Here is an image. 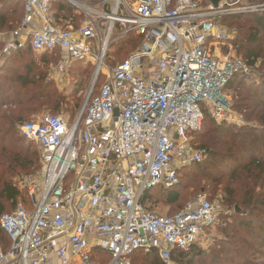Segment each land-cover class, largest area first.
I'll list each match as a JSON object with an SVG mask.
<instances>
[{
	"label": "built area",
	"instance_id": "built-area-1",
	"mask_svg": "<svg viewBox=\"0 0 264 264\" xmlns=\"http://www.w3.org/2000/svg\"><path fill=\"white\" fill-rule=\"evenodd\" d=\"M21 1L24 19L2 55L28 42L39 55L60 51L68 56L62 72L72 62L91 64L96 84L72 124L63 115H45L20 127L41 152L42 182L30 184L28 202L1 217L11 245L0 247V264H132L138 251H157L169 263L176 250L211 247L220 211L207 194L173 216L150 210L143 198L179 186L182 170L207 158L194 144L203 106L217 123L231 121L224 88L235 77L250 80L253 70L232 55L237 32L223 22L264 14V4L64 0L85 15L77 27L57 21L56 0ZM133 33L143 44L111 71L108 50ZM100 77L105 82L94 97Z\"/></svg>",
	"mask_w": 264,
	"mask_h": 264
},
{
	"label": "trees",
	"instance_id": "trees-1",
	"mask_svg": "<svg viewBox=\"0 0 264 264\" xmlns=\"http://www.w3.org/2000/svg\"><path fill=\"white\" fill-rule=\"evenodd\" d=\"M194 1L207 3L210 0ZM255 1L264 4V0ZM74 9L64 0L53 6L57 21L71 20L79 27L83 20L75 15ZM24 16L21 0H4L0 3V31L13 33ZM243 20L244 24L237 25ZM224 24L239 32L234 41L238 52L241 45L255 46L254 49L247 48L242 58L253 73L258 66L264 68V36H261L264 34V14L230 17ZM143 41L144 37L135 33L123 37L113 46L114 55L136 52ZM5 45L6 42L1 40L0 56ZM36 55L28 42L24 48L0 60L3 61L0 66V219L13 212L22 199L18 181L33 177L41 170V152L33 142L21 136L20 127L36 122L46 112L53 116L66 113L73 123L80 113V94L85 91L81 81L71 93L59 92L38 67ZM63 57L62 52L55 51L42 54L40 59L41 63L50 65L60 62ZM73 64L94 69L91 64ZM104 82L105 78L100 77L94 97ZM226 91L232 93L234 110L249 126L220 125L203 106V128L194 133V140L197 148L207 151V158L183 169L179 186L169 190L156 188L145 193L143 198V204L150 210L156 211L157 206H163L168 209L167 216H173L189 201L205 193L207 188L202 183L208 182L215 186L209 199H217L223 206L233 209L231 215L223 213L220 223L219 229L225 240L212 251L213 246L206 251L200 244L193 245L188 251H174L172 260L178 264H264V81L252 85L248 80L235 77L224 88ZM184 180L186 185H183ZM193 192L199 193L193 195ZM10 245L11 240L0 225V247L8 251ZM96 254L106 263L110 260L107 253ZM130 259L132 264H168L157 251H138Z\"/></svg>",
	"mask_w": 264,
	"mask_h": 264
},
{
	"label": "rangeland",
	"instance_id": "rangeland-1",
	"mask_svg": "<svg viewBox=\"0 0 264 264\" xmlns=\"http://www.w3.org/2000/svg\"><path fill=\"white\" fill-rule=\"evenodd\" d=\"M3 1L4 0H0V3L3 2ZM81 1H87V0H81ZM58 2H60V0H56L55 3H58ZM74 13H75V15L81 17V20L85 21V15L83 13H79L76 8L74 9ZM244 23H245V20H243L242 22H238L237 25L244 24ZM223 26L228 31H236L237 32V30H235V28H231V26L229 27L227 24H224V22H223ZM231 33H233V32H231ZM238 33L239 32H237V36H235V38L236 37L238 38ZM261 36H264V34H262ZM10 37H11V33H7L5 31L4 32L3 31H0V41L1 40L2 41H6L7 40V42H8L9 39H10ZM115 41L117 42L118 40H115ZM115 41L112 44V46L110 47V49L108 50L107 55H106V59H105V62L108 65V67H109V69L111 71L118 64H120L124 60L128 59L130 57V55L135 52L134 51L131 54H129V52H124L123 54H121V55H119V56L116 57L114 55V49H112L113 46L116 43ZM241 47L242 48H241V50L239 52H238L237 47H234V52L232 54L233 56H235V57H237L239 59H242L245 56V54L247 52V48H249V49L250 48H252V49L255 48V46H251V45H249V46L248 45H241ZM137 49H139V48H137ZM226 54H227L226 51H224V52L222 51V55L223 56H226ZM41 56L42 55H39V54L36 55V61L38 63V67L43 71V73H45L46 79H48L49 82L53 83L54 86L56 87V89L59 92H62L64 94L65 93H67V94L68 93H71V91L76 87V85H77L78 82H81L82 81L84 83V89H85V91L80 94V99H81L80 104L81 105H80V109L79 110H81L82 107H83V105H84V103H85V100H86V98H87V96H88V94H89V92L91 90V87L93 85V81H94V78H95V67L93 66L94 69H91L90 68V70H87L86 67L82 68L81 67L82 65H80V66H79V64H77V65L75 64L74 65L73 62H72V63L69 64L68 68L66 70L64 68V72H62L59 69V67L61 65V62L63 60H65L64 57L58 63L55 62V63H51L50 65H47L45 63H41V59H40ZM2 64H3V61H0V66ZM85 72H87V73L85 74ZM263 81H264V68L261 69L260 66H258V69H255L254 70V73H253L252 77L250 78V80H248V82L252 83V85H260ZM244 83H247V82L244 81ZM231 92H232V90H231ZM224 94L226 95V97L228 98V101H229L227 105H228V108L230 109V111L232 113V115L230 116L231 121L229 123H218V124H220V125L226 124V125L233 126V127L235 126V128L249 126V123L244 119V117L241 116L240 113H238L237 111L234 110V108H233V103H234L233 98L234 97L232 96V93L230 94V92H227L226 91V92H224ZM79 110H78V112H80ZM48 114H51V113L50 112H46L43 115H40L38 117V119L41 118L42 116L48 115ZM62 115L65 116L66 119H68L70 121V115H68L66 113H63ZM194 144H195V140H194ZM204 167H205V165H204ZM28 178H31V179H29L30 182L25 181L24 179H21V180H19L20 181V184H19V181L17 183L18 186H19V188L21 189V191L23 193L22 199L20 201V202H23V203H27L28 200H29L28 199V187L30 186V184L42 182V180L40 178V171L36 175H33V177H28ZM25 179H27V178H25ZM183 185H186L185 180L183 181ZM202 186L204 188H207V191L206 190H204V191H206L205 193L207 194V196L209 198H211L210 197L212 195V191L211 190L215 186L213 184L208 183V182L202 183ZM199 192H193L194 194L193 193L192 194L195 195V194H197ZM184 195L186 196L185 193H184ZM193 195H191V196H193ZM188 197H190V196H188ZM211 201L219 208V211H220V219H219V223H218V225L216 227V230H219V231L216 232V237H215V240H214V242L212 244L213 247L211 246L212 247L211 248V247L205 246L207 248H203L206 251H208V249H210V248H211V251H212V249L216 245H219L222 241L225 240V235L220 231V229H221L220 228L221 227L220 223H222L223 215L225 213H229L230 215L234 213L233 212V209H231V208H229L227 206H223L221 203H219L217 201V199H213V200L211 199ZM157 209H160V212L158 211L159 214L164 213L163 215H166L165 213H167V209L165 207H163V206H160V207L157 206V208L155 210H157ZM173 209L174 208L172 207V210ZM199 262H197V263H199ZM168 264H178V262L171 260Z\"/></svg>",
	"mask_w": 264,
	"mask_h": 264
},
{
	"label": "crops",
	"instance_id": "crops-1",
	"mask_svg": "<svg viewBox=\"0 0 264 264\" xmlns=\"http://www.w3.org/2000/svg\"><path fill=\"white\" fill-rule=\"evenodd\" d=\"M37 25H38V22H34L31 26H30V29L31 30H34V29H36L37 28ZM6 43H7V40L5 41ZM63 54V56H64V59L66 60V59H68V56H67V54L66 53H62ZM4 57V55H1L0 56V60H1V58H3ZM167 209V208H166ZM157 212L159 211L160 212V209H157L156 210ZM167 211H168V209H167ZM162 213V212H161ZM162 214H164V213H162ZM166 214V213H165ZM167 215V214H166Z\"/></svg>",
	"mask_w": 264,
	"mask_h": 264
},
{
	"label": "water",
	"instance_id": "water-1",
	"mask_svg": "<svg viewBox=\"0 0 264 264\" xmlns=\"http://www.w3.org/2000/svg\"><path fill=\"white\" fill-rule=\"evenodd\" d=\"M219 1H220V0H211L212 4L215 5V6H218ZM95 84H96V79H94V81H93V86H92V88L95 86Z\"/></svg>",
	"mask_w": 264,
	"mask_h": 264
},
{
	"label": "bare ground",
	"instance_id": "bare-ground-1",
	"mask_svg": "<svg viewBox=\"0 0 264 264\" xmlns=\"http://www.w3.org/2000/svg\"><path fill=\"white\" fill-rule=\"evenodd\" d=\"M105 53H106V50H104L103 56L105 55Z\"/></svg>",
	"mask_w": 264,
	"mask_h": 264
}]
</instances>
